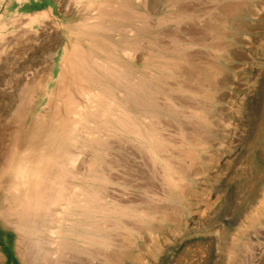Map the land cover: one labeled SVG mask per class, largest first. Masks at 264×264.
<instances>
[{"label":"bare ground","instance_id":"bare-ground-1","mask_svg":"<svg viewBox=\"0 0 264 264\" xmlns=\"http://www.w3.org/2000/svg\"><path fill=\"white\" fill-rule=\"evenodd\" d=\"M110 1L114 3L100 5L96 12L79 20L81 23L70 30L80 41L84 40V45L75 41L71 43L70 50L66 48L64 75L59 74L63 84L56 90L63 105L54 107L57 114L53 118L32 120L26 148L20 153L16 147L15 152L10 148L12 154L9 151V162L5 159L8 170L3 171L12 177L7 191L14 193L13 198L21 206L14 211L11 209L16 204L8 206L11 211L8 224L13 233V256L16 261L8 263V260L0 258V264H90L81 255L97 256L102 259L99 264H147L141 261L143 251L150 252L153 259H157L171 249L170 243L175 244L174 240L202 231L218 232L212 219L204 227L200 226L199 221L214 204L213 196L221 191L222 181L228 176L230 179L235 177L237 150L249 142L248 134L255 119V110L248 92L232 94L238 102L234 99L226 101V88H230L232 83L221 63L218 64L216 60L210 62L209 58L210 61L206 58V62H203V67L196 69L197 74L203 76L200 80L202 86L196 88L192 85V79H187L186 73L190 72L191 67L186 68V65L195 64L188 49L207 39H197V36L191 39L199 33L194 31H199L201 23H198L199 28L194 27L196 30L190 27L194 31L190 29L187 32L190 38L184 41L179 40L182 30L176 29V34L181 32V36L171 33L172 40L176 41L172 46L165 45L159 39L161 36H157L159 32L152 30L155 32L154 38L143 43L145 53L138 57L140 64L136 65V51L140 49V41L151 30L150 27L169 22L179 24L184 19L189 21L191 17L204 20V16L201 19V14L196 10L197 3L192 4L193 0H165L168 13L154 18V21L151 17L148 19L150 14L138 11L124 0ZM211 1L218 3V0ZM245 2L227 0L223 5L214 4L209 11L217 10L218 15L209 13L211 19L220 17L226 26L230 19L238 30H243L247 26L237 25L240 18L253 17L264 11V5L244 8ZM211 24L205 26L204 31L220 36L218 33L222 32L216 29L217 25ZM113 37H117L118 42L115 43ZM213 47L215 50L219 48ZM258 48L264 52V42ZM208 52L207 55L211 56L212 53ZM257 80L253 79L252 83L255 84ZM193 83L197 84L195 81ZM252 83L249 84L252 86ZM71 86L76 87L74 91ZM31 89L20 91L21 99L12 112L17 122L25 120L23 108L29 102L28 91ZM175 94L178 97L194 95L197 99L203 98L199 96L207 97L204 102L209 103V99L215 105L210 111L218 110L220 115L217 112L210 115L209 111H205L209 107L196 104L195 100V105L185 103L192 102L185 97L184 102H179ZM179 105L188 109H180ZM233 115L239 120H232ZM45 123L50 124L44 132L42 127ZM171 125L178 130L174 132L168 128ZM235 125L241 131L234 139L231 131ZM16 131L19 132L18 128ZM226 140L229 147L224 145ZM51 141L56 149L47 154L46 164H35V161H42L45 155L39 146L51 144ZM126 146L130 147L132 154H136L137 171L140 173H135V186L139 188L136 191L118 187L126 175L115 168L114 162L118 163L119 159L116 158L115 149L122 150ZM225 164L226 168L223 167ZM3 171H0L1 175ZM67 180L71 183L69 186ZM259 201L264 207V199ZM136 202L146 203L147 208H139ZM161 203L172 204L171 210ZM253 205L243 218L252 225H262L264 209L260 210V205ZM195 217L197 219L191 226L190 220ZM143 231L148 232L150 239L139 243L136 235L140 238ZM255 232L262 235L264 228ZM220 236L224 240L229 239L226 230ZM161 239L163 243L159 241ZM150 241L153 246L148 244ZM91 247L96 250L92 252Z\"/></svg>","mask_w":264,"mask_h":264},{"label":"rangeland","instance_id":"rangeland-1","mask_svg":"<svg viewBox=\"0 0 264 264\" xmlns=\"http://www.w3.org/2000/svg\"><path fill=\"white\" fill-rule=\"evenodd\" d=\"M110 2L111 4L114 3L110 0H0V171L8 170L6 169L8 164L6 163V161L9 162L8 158L12 154V150H14L13 152H15V150L17 149L18 153H20V150H24L26 148L25 145L30 133L29 128L31 121L34 119L42 121L53 118L57 114L54 110V107L57 105L61 107V105H63L61 104L62 102L60 98L57 97L59 95H56V90L59 85L63 84L60 76L64 75L62 74V71H64L63 62H65L63 61V57L65 55V52H68L66 48L70 50L72 44L75 41H79L81 42L80 44L84 45V40L82 39L80 41V39L76 37V34L70 30L74 29L77 24L81 23V21L79 20L84 17L87 18V16L94 13L95 9H99L100 5L102 6V4H109ZM212 2L214 1H192L193 5H196L195 3H197L196 10L201 14V19L204 16L203 21H199V19L191 17L189 18V21L187 19H184V22L181 21V24L169 22L159 27H150L151 30L148 31L150 36L147 33L143 38L145 40L142 39L140 41L141 47L140 49H137L135 54L136 58L134 57V61L137 63L136 65L140 64L138 57L140 55L143 56V53H145V50L143 49L144 45L147 41L154 38L153 35L155 32H159L157 36H161L159 37L160 41L162 40L165 45L172 46L176 44V41H173V38L170 35L174 32L176 34V29L182 30L183 33L178 32L179 36H181L182 34V38H180L179 36L178 37L180 38L179 40L184 41L190 38L189 33H187L190 29H192L190 27H193V29L196 30L197 28H199V24L201 23L199 31H194L192 29L194 33H199L195 34L191 39H195L196 36L197 39L207 38L203 41L206 43V45H202L203 42L201 41L200 43L202 46L200 45V43H196L193 47L190 48L193 51L195 50L194 52L188 49V52L190 54L192 53L191 56L193 55L192 58L195 61V64L191 63L187 64V67L185 66L186 68L191 67L189 68L190 72L187 71L186 73L187 79H192L193 82L195 81V83L199 84L197 85L192 82V85L196 88L198 86H202L200 80L203 76L200 77L197 74L196 69L203 67V62H206L205 60H207L208 58L211 61L209 59L207 61L212 62L216 60L218 64L220 62L223 71L227 76H229L230 81L233 84V87L231 84L230 88H226V101H233L234 99L236 100V102H238V99L232 97V94L243 91L245 93L248 92L247 95L249 96V100H251L252 102L253 111L255 110V119L253 121L251 129L249 130V142L245 146H240L241 149L239 148L240 150H237L238 158L236 161L237 163L234 166L236 167L234 169L235 177L230 179L228 176L227 179L222 181L223 183L221 185V191H219L217 195L213 196L214 204L210 206V210L207 208L208 210L206 212V215L199 221L200 226L204 227L208 225L212 219L214 229H217L218 232L214 230L202 231L200 233H193L184 236L180 240H174L175 242H173L175 244L172 245L171 242V246L169 245L171 249L163 252V254L159 258H157L158 261L157 259H153L150 252L146 253V251H143L142 253L144 254H142L141 257H144L141 261L145 263L148 262L149 264H264V234L258 235V233L255 232H259L261 228H264V223L262 225L260 223H255L252 225L248 219L246 221L244 219L246 217L244 215L248 214V210L251 211V207L254 206L253 204H255L256 207H259L260 205V210L264 209V207L261 206L262 202L259 201L260 204L258 203V200L264 199V52H261L258 48L259 44L264 42V11L263 13H256V16L254 15L253 17L246 16L243 17L244 19L240 18V21L237 22V25H240V27L242 25H245V27H247L245 28L246 30H238L239 28L237 29L235 27L236 24L234 23V26L230 19L227 20L228 22L226 21L227 26L223 24L222 21H220V17H218L219 20H216L218 18L211 19V16L209 14L211 13L209 11V7L212 8L214 4L216 5L217 3ZM223 2L226 3L227 0H218L217 4L223 5ZM124 3H127L131 7L136 8L138 11L147 12L148 15L150 14L148 19L151 17L150 19H152L153 21L154 18L168 13V5L165 3V0H155L154 3H150L146 0H124ZM257 5H264V0H246L243 7L250 9L251 7ZM198 6L200 9L199 11ZM211 14L217 16V10H214ZM247 17L248 19H246ZM186 20L187 22H185ZM196 24L198 25V27L196 26ZM209 24H211L212 26H218H216V29L222 32L221 34L218 33V35H220L221 37L217 36V33L212 35L207 30L206 32L204 31ZM220 24L221 26H219ZM185 26H187L186 28L188 29H186ZM201 28L203 29L202 32H200V30H202ZM152 30H154L155 32H153ZM236 32L237 34H235ZM178 33L176 35H178ZM115 38L117 39V37H113V39L115 40L114 42L116 43L118 42V39L116 40ZM230 43L232 45H230ZM241 43L243 45H241ZM212 45L219 46V48L215 50ZM194 47L195 49H193ZM207 52L209 54L212 53L211 56L207 55ZM219 54L222 56H219ZM229 57H232V59ZM201 58L203 60H201ZM223 66L225 68H223ZM192 67L195 69V71L194 69H192ZM225 69L227 70L225 71ZM60 73L61 75H59ZM68 77H70L69 73ZM256 78L258 79V82L255 83V86V84H253L252 82L253 79ZM246 79H248L249 81ZM239 80H241V82ZM35 82H37L36 85L34 84ZM249 83H252L253 87ZM33 85L35 88H33ZM249 86L251 87L249 88ZM24 87L30 89L32 88L33 90L31 89L30 92L28 91V93H30L28 97L29 102H27L26 106L23 108L25 120L23 119L21 122H17V117L13 116L12 112L14 111L16 104H18L21 99L20 91L21 89H25ZM71 87L73 91L76 88L74 86ZM200 88L206 89L207 87ZM190 95L187 94V96ZM193 96L186 97L184 95L183 97H178V95L175 94V97H178L177 101L179 102H184L185 97L188 98V101H192L185 102L189 105H192L191 103L195 102L196 104H203L205 108L209 107L205 111H209L208 113L210 115L218 111L215 109V111H210L215 107V105L209 99L208 102L210 104H206V102L204 101L207 100V97H198H203L201 98L202 100L204 99L203 103L201 102V99H197V96H194L195 99ZM60 97L62 96L60 95ZM197 100L198 102H196ZM179 108L183 110L188 109L186 106L182 105H179ZM222 113L224 114V112H221V114ZM217 114L218 116L220 115L219 112H217ZM237 119L239 120L236 115H233L232 120H235L236 122L238 121ZM49 124L50 123H45L43 125L42 130L44 132L48 130ZM259 125L260 127H258ZM236 127L237 126L235 125L231 131L232 138L234 137V139L241 131L240 128ZM17 128L19 130L18 133L16 131ZM168 128L172 129L174 132L178 130L176 129V127H174V125L168 126ZM15 136H17V138H14ZM175 139H177V137ZM227 142L228 141L226 140L224 145L227 144L226 146L229 147V142ZM10 148L12 150H10ZM39 149L44 151L45 155L42 161H35V164L37 162H40V166H44V164H46L48 160L47 154L55 151L56 146L51 141V144H45V146L42 144L41 146H39ZM9 151H11V154L9 153ZM115 152L116 158L121 159H118V163L114 162L115 168H117V170L121 173L125 174L127 179L126 180L125 178H122V182L118 185V187L128 191L139 190V188L135 186L137 185V181L134 180L136 179L135 173L140 174L137 171L138 168L136 166L135 159L136 154H132L129 146L122 148V150L115 149ZM119 155H121L123 158L121 156L119 157ZM125 158L127 162L124 161ZM5 159L7 160L5 161ZM225 166L227 165L225 164L223 167ZM1 167L5 169L1 170ZM3 172V175H1L0 172V258H3L6 261L8 260L7 262L9 263V261L12 262L16 260H14L13 256V233L11 231L10 224H8V221H10L8 220V216L11 214L8 206L16 204V207L11 209L12 211H14L21 205L19 206L16 200L13 198L14 193L7 191L12 181V177L8 176L9 173H5L6 171ZM231 173L232 172L230 170L229 174ZM236 173L239 174V178L237 177L238 174L236 176ZM128 177H130L129 180ZM67 184L69 186V184L71 183L67 180ZM5 190L7 191V193H5ZM8 192L10 194H8ZM4 193L7 195H4ZM249 203L252 205H250ZM257 203L259 205H256ZM135 204L139 208H147L145 207L147 206L146 203L139 204L138 202H136ZM161 204L168 206L169 210H171L172 208V204ZM195 219H197V217L190 220L191 226L195 223ZM5 220L7 222H5ZM241 222L242 225L240 224ZM255 227H257V230H255ZM224 230L228 231V240H224L220 236V234H222ZM242 231H245L244 236L242 235ZM136 237L139 243H142L144 240L150 239L148 238L149 234L147 231H143V233L140 235V238L139 235H136ZM256 237H258V239H256ZM159 241L161 242L162 239ZM161 243H163V241ZM148 244L150 246H153V243L151 241ZM91 249L92 252L96 250L95 247H91ZM125 254H127V252H125ZM81 258L86 259L90 264H96L97 262L99 264L100 262H102V259H98L97 256L94 257L93 255H81ZM141 261L140 263H142Z\"/></svg>","mask_w":264,"mask_h":264}]
</instances>
